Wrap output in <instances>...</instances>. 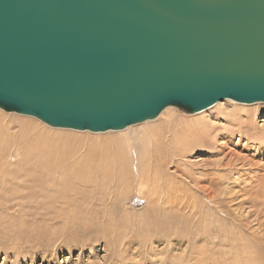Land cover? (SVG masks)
Here are the masks:
<instances>
[{
  "label": "rangeland",
  "instance_id": "374dc122",
  "mask_svg": "<svg viewBox=\"0 0 264 264\" xmlns=\"http://www.w3.org/2000/svg\"><path fill=\"white\" fill-rule=\"evenodd\" d=\"M225 101L201 116L172 107L153 122L107 134L52 130L35 118L1 110L0 156L11 154L10 169L17 166L19 152L29 148L23 136L42 135L61 153L53 160L58 169L48 177L35 159L25 163L23 171L28 170L14 179L22 196L0 197V264H264V103L242 108ZM235 109L248 111L251 125L236 128L227 122L225 115ZM167 124L211 128L205 149L178 154L176 147L169 150L174 139L166 133L159 139L160 157L170 152L172 158L157 165V176L119 182L111 159L109 182L84 181L78 202L72 197L65 176L70 164L86 160L92 164L89 176H96L101 152L128 146L138 171L148 135ZM92 147L101 152L89 157ZM69 148L76 153L66 155ZM70 199L71 215L64 214L62 202Z\"/></svg>",
  "mask_w": 264,
  "mask_h": 264
},
{
  "label": "water",
  "instance_id": "95a60500",
  "mask_svg": "<svg viewBox=\"0 0 264 264\" xmlns=\"http://www.w3.org/2000/svg\"><path fill=\"white\" fill-rule=\"evenodd\" d=\"M264 103V0H0V110L121 131Z\"/></svg>",
  "mask_w": 264,
  "mask_h": 264
},
{
  "label": "bare ground",
  "instance_id": "6f19581e",
  "mask_svg": "<svg viewBox=\"0 0 264 264\" xmlns=\"http://www.w3.org/2000/svg\"><path fill=\"white\" fill-rule=\"evenodd\" d=\"M225 102H230V104L234 103L231 100H227ZM242 105L243 106H241V104H239V103H236L235 106H240L242 108H248V105H244V104H242ZM253 105H257V103L256 104H252L250 106L253 107ZM172 109H173L172 107L166 108L161 113V115L165 114L166 112H172L171 111ZM204 112H206V110ZM204 112L198 113V114H200L198 116H201L202 114H204ZM171 114L172 113H169V115H171ZM196 115H194V116H196ZM225 116L228 117V118H226V121L229 122V123L231 122V124H233L232 126L233 127H236V128H242V127H244V124L251 125V123H252L251 120H250V113L248 111H241L239 109H235V114L234 115L227 114ZM23 117L25 118V116H23ZM26 118H31V117L26 116ZM147 122H153V121H147ZM196 122H202V120L200 119V120H198ZM134 126L135 125L129 126L126 129L131 128V127H134ZM185 127H186V125H185ZM50 129H52V130H59V131H72V132H76L75 130L55 129V128H51V127H50ZM201 129H193V128L192 129H187V130H185V129H177V126L170 127V125L167 124L160 132L156 133L155 135L152 132L151 134L148 135V138H149L148 142H145L144 143V146H147V148L145 150L141 151V155L139 156L140 157V160L138 162V167H139V170L138 171H136V169H135L136 168V165L134 164V159L129 156L130 152H127L128 146L127 147H115V149H106L108 152L107 151L106 152H101L96 147H92L91 148L92 151L90 150L89 157H90L91 153H92V155L93 154L100 153V152L102 153L99 161L97 162V164L95 165V168H94V174L96 176H89V171L92 168V164L90 162H87L86 160L83 161L82 163L79 162V161L76 162V163H72V162H75V161L70 162V163H72V164L69 165V169L71 171H68L65 174V176L67 177V179H68V181H69V183H70V185L72 187V193H71L72 197L74 199H76V201L78 202V199H77V198H79L78 194H79L80 190L84 188L83 187L84 181L89 180L91 182V184H94V180H92V178H96L98 182H102V183L109 182V179L111 177V173L113 171V165L111 163V159H112V162H113V164L115 166L116 175L118 177V181L119 182L122 181V183H123L124 182L123 180H125L127 178H130V179L131 178L132 179L138 178V180H139V178H141L142 176H143V178H144V176H147V177H155V176H157L158 175L157 165L158 164H160V165L165 164V162L167 160H170L172 158L171 155H170V152L169 153H165L164 152L163 157H160V152L162 151V148H161V145L159 144V139H161L166 133H169V136L174 139V143H172V144L170 143L169 144V150L170 149L173 150V148L176 147V150H177V153L178 154H185L186 152H188L192 148H200V149H203L205 147V145H206V137H208L206 135V132H208L209 129H211V128H207V129L206 128H201ZM121 131H123V130H121ZM77 132L80 133V131H77ZM110 132H116V131H109L107 133H110ZM117 132H120V131H117ZM84 133H89V132H84ZM104 133L107 134L106 132H104ZM94 134H99V133H94ZM211 134H212V132H211ZM26 137L27 136H23L21 141L24 143L25 146H29V148H27L24 153H22L23 151L22 152H19L20 158L16 161L17 166L15 168L13 167L12 169H10V166H11L10 165V162L12 160L11 154L10 155H7V156H2L1 155L2 157L0 156L1 157L0 160L3 161L2 163H0V188H1L0 189L1 190L0 197H3L5 195H7L9 197L8 199L13 200L15 198H20L22 196L20 194V192H15V189L18 186L14 184V179L17 177L18 171H21V170L23 171L24 164L26 163L28 165V163L32 159L33 160L35 159L36 160L35 162H38V164H39L38 166L40 167V169H42V170L45 171V172H43V171L42 172H43L44 175H46V177H48V175H50V173L54 172L53 170L58 169V165L59 164L56 163V162H54L53 160H55V158L61 153V151L58 148L54 147L52 145V143H50L42 135L35 134V135L31 136V137H27V138ZM209 140L212 141V139H209ZM64 151H65V154L68 155V156L74 155L76 153V150L75 149H72V148L64 149ZM98 151H100V152H98ZM173 156H175V154H173ZM60 159L62 160V158H60ZM82 164H84V166H82ZM5 166H7V167H5ZM12 166H14V165H12ZM39 167H38V169H39ZM40 169L38 171H40ZM2 170L5 171L4 173L7 172V174L5 175L2 172ZM25 170H28V169H25ZM72 172L75 173V178L76 179L74 178V175L72 174ZM19 174L21 176L23 175L22 172H20ZM53 174H55V173H53ZM39 176H40V174H39ZM25 177H27V176H25ZM42 178L44 179V176ZM7 188H10V190H12V192L11 193L8 192L7 191ZM68 190H69V187L65 188V191H68ZM84 190H85V188H84ZM44 199H46V198H44ZM74 199L73 200L70 199V200H67L66 202H62L63 205H61V206H62V211L64 212V214L65 213L66 214H69L70 211H72L70 209V207L73 205ZM82 201L83 200H81V202ZM97 201H98V199H97ZM171 202H173V204H174L175 201L172 200V199H169L167 201V203H171ZM76 205H78V204H76ZM170 206H171V204H170ZM107 208H108V206H107ZM98 209H99V207H98ZM75 210H76V208H75ZM83 210H84V208H83ZM94 210H96V209L94 208ZM102 210H104V209L102 208ZM102 210H101V213H102ZM103 212H105V211H103ZM70 215H71V213H70ZM108 217H110V216H108ZM83 220H85V219H83ZM97 220H99V219H97ZM104 223H105V221H104ZM105 233L103 231V234H105ZM56 239H55V241H56ZM49 240H51V239H49ZM120 255H122V254H120ZM254 256L255 257L257 256V258L254 261H257L258 263H260L259 258H258V255L255 254ZM262 260H264V258ZM240 262H241V260H240ZM262 263H260V264H262Z\"/></svg>",
  "mask_w": 264,
  "mask_h": 264
}]
</instances>
